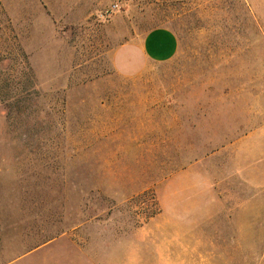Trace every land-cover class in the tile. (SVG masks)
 I'll return each instance as SVG.
<instances>
[{"label": "rangeland", "instance_id": "374dc122", "mask_svg": "<svg viewBox=\"0 0 264 264\" xmlns=\"http://www.w3.org/2000/svg\"><path fill=\"white\" fill-rule=\"evenodd\" d=\"M0 264H264V0H0Z\"/></svg>", "mask_w": 264, "mask_h": 264}, {"label": "crops", "instance_id": "0c3cea01", "mask_svg": "<svg viewBox=\"0 0 264 264\" xmlns=\"http://www.w3.org/2000/svg\"><path fill=\"white\" fill-rule=\"evenodd\" d=\"M178 49L176 33L170 28L159 26L118 47L113 61L118 72L132 76L142 73L152 62L171 60Z\"/></svg>", "mask_w": 264, "mask_h": 264}]
</instances>
